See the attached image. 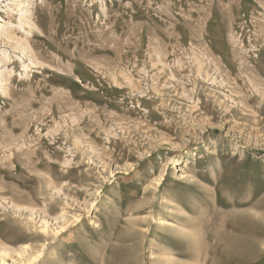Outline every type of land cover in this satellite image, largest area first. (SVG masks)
<instances>
[{"label":"rangeland","instance_id":"1","mask_svg":"<svg viewBox=\"0 0 264 264\" xmlns=\"http://www.w3.org/2000/svg\"><path fill=\"white\" fill-rule=\"evenodd\" d=\"M163 262L264 264V0H0V264Z\"/></svg>","mask_w":264,"mask_h":264},{"label":"bare ground","instance_id":"2","mask_svg":"<svg viewBox=\"0 0 264 264\" xmlns=\"http://www.w3.org/2000/svg\"><path fill=\"white\" fill-rule=\"evenodd\" d=\"M187 233H189V232H187ZM182 235H184V233L182 234ZM186 235V234H185ZM193 236V235H192ZM189 240V239H188ZM220 244V243H219ZM248 244H250V243H248ZM242 246H243V244H242ZM235 247V246H234ZM227 248V247H226ZM222 249V248H221ZM245 252L246 251H244V248L243 247H238L237 249H235V256H242V255H244L245 254ZM226 254H227V252H226ZM150 258V257H149ZM163 264H164V262H163ZM166 264H168V263H166Z\"/></svg>","mask_w":264,"mask_h":264}]
</instances>
